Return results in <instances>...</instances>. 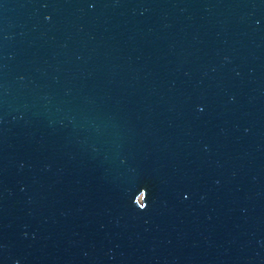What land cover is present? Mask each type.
<instances>
[{"label": "water", "instance_id": "95a60500", "mask_svg": "<svg viewBox=\"0 0 264 264\" xmlns=\"http://www.w3.org/2000/svg\"><path fill=\"white\" fill-rule=\"evenodd\" d=\"M0 264H264V0H0Z\"/></svg>", "mask_w": 264, "mask_h": 264}]
</instances>
